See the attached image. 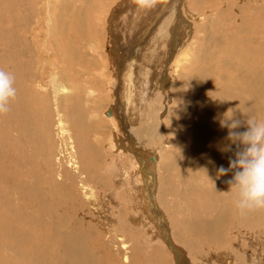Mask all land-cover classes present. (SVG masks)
Here are the masks:
<instances>
[{
    "label": "bare ground",
    "instance_id": "1",
    "mask_svg": "<svg viewBox=\"0 0 264 264\" xmlns=\"http://www.w3.org/2000/svg\"><path fill=\"white\" fill-rule=\"evenodd\" d=\"M95 1L96 0L93 2H90V0H27L26 8L28 12H30L29 19L33 18L31 23L35 22L34 24H36V27L33 26L31 28V23H28L30 20L23 19L20 25V27L23 29L22 35H17L15 29H4L5 31L0 32V42L3 44L1 48L8 47L10 50H12L16 57L23 59L25 63L23 64L19 62L17 63L18 65L15 64L17 65L16 73L19 75V81L15 86L18 87L22 83L23 85L17 88V99L12 103L9 117L15 115V118L19 121H22L25 118L23 127L20 129H23V131L26 132L17 139H14H20V141H22V156L21 158H13L10 154V151L13 147L18 145V142L11 141L12 138L5 135L3 128L0 130V150H4L3 152L1 151L2 153L0 152V155H7L6 163L0 161V264H28L26 262L27 258L25 259V254H27L26 241L29 238V235H27L28 233L26 231V225H31L36 228L38 238L37 262L30 260L32 262L31 264H108L106 259L107 255H111L114 258L119 255L118 253L113 252L116 247L115 238L119 239V231L113 237L107 239L106 235H112L114 232H112V230H108L109 228H107L105 231L104 227L98 226L99 223H103L104 225L106 224V220L104 219L105 215L103 212L97 208V205L92 207L90 210L88 208L85 209L86 203L88 202L87 194H90L91 197L93 195L94 183L92 182V178L83 174L79 169L78 173L81 174L75 175L74 173L71 175V172H75L77 170L75 167L76 164L71 161V158L60 153L62 147H68L71 145V143H73L74 133L72 126L75 130H79V132L85 128L86 137L93 135V133H91L92 126H90L91 128L87 127L88 123L99 125L94 130V132H96L98 135L100 132L98 130L103 129V127L106 126L105 123L100 124L98 121L101 115L99 110L100 108H91L94 112H97V114H95L93 111H91V109H86L84 107V102L82 99L73 100L79 92L75 82L79 79L75 75V70L72 69L71 66L72 63L74 64V59H76L77 56L81 58L82 53L85 51H78V48L75 51V49L68 44L64 49L58 46V48H56V45H54L56 40H63L65 42V35L67 36V43L70 38H72L73 34L77 35L79 32L81 39L77 38L73 40L75 42H79L78 44L83 43L84 41L81 47L82 49L84 47L86 48L85 44H88L91 50H96L97 48L99 49L101 47L100 44H102L100 36L103 35L105 39V44H102L104 46L100 48L102 51H99L98 53L100 55L103 53L101 56L104 59V63L101 64H105L106 67L101 66V64L99 65V62L93 61V59H89L85 63H93L92 66L94 70L91 69V71L94 73L90 72L89 74L96 76V81L99 83V86L102 84L103 87L101 92L106 91L111 96H114L113 103L111 105L108 104L107 108L105 107V109L101 111V113H104V118H101H103L104 122H113V124L117 125L118 127H121L119 126V120L122 121L121 123L123 124L126 134H121H123L125 137H137L136 143H138V145L140 144L139 146L142 148H144L143 146L146 144V142L149 144L153 142L160 143L158 144V147L150 146L155 148L150 152H148L147 148L142 149L141 147H138V150H141L144 153L146 152L145 154L149 160L156 162L159 151L164 149L163 142H160V137L158 138V136L161 135L163 137V123L167 122L165 121L167 120L165 119L166 114L167 111L172 107L171 105L174 101L172 93L174 84L172 85L173 80L171 78L173 77L174 80L176 78L173 74L171 77H166L168 76L166 73L167 65L169 63L175 64L174 71L177 73L174 74L177 76L179 75V80L182 83H185L187 87H190L189 90H187V95L189 98L194 93L191 91L193 87H196L195 89H197L200 86V90L204 92L203 101H201V103H203L205 106L203 109H205L204 111H207L209 119L213 120V122L210 124L208 122L207 124V116L200 109L199 114L201 115L203 125L200 130L196 129L195 127L198 132L200 131L202 138L198 147H207L210 145L212 149L209 154L205 152L206 154H203L200 157L198 156L199 159H201L202 164L208 163L210 168H207V170L203 171L197 182L191 181L192 184L190 186L193 191H197L202 196L200 197L202 203H199V207L205 205L204 198H206V192L212 193V190L210 189L214 190L215 197H213L214 195L212 196L214 202L215 198L217 200V203L215 202V206L218 205V203L220 204V198L223 195L221 193L222 189L224 190L223 196L226 199L225 201L229 202V205L227 203L228 206L224 210L225 216L223 213L220 214L218 207H213V200L210 197H207V204L216 210L217 216L213 217L214 214L212 210H207L204 208L202 222L203 224H212V228H207L206 234L203 233L202 237H205V244L209 243L211 240V242H214L218 248L220 247V250L222 248H226L223 249L225 250L223 252L224 254L221 252V260H219L220 258L218 259L221 264H230L232 261H234L233 264H264V210L252 211L242 215L236 207V197L234 190H230L231 185L229 183L225 185H219L220 178L223 179V177L226 176L228 181L232 178L233 172L221 174L219 169L221 167L228 169L230 165L229 167H226L223 164V160L226 158L228 162H230V160L235 159L237 151V142L234 141L236 138L229 137V128L226 127L225 124L233 119H239L242 122L264 121V76L261 73L258 75L256 74L257 71H262L263 69V66L261 67V63L258 60L261 59V62L264 60L259 57L260 55L262 56V54L258 52H264V41H262L264 35V28H262L264 24V1L260 4L262 6L261 9L259 4H257V6H253L254 4H249L255 0H246V4H240L239 6L237 5V8H239V13H241L239 16L235 15L236 12L233 9L235 8L234 0H227L228 2H225L226 5H223L224 3L222 1L224 0H197L196 3H193V1L192 3H189L188 0H157L155 7L148 9L144 13H141L143 8H140L137 5L136 0H110L111 2L108 7H104L105 5L99 6V4L97 5V2L95 3ZM107 1L108 0H104L102 2L105 3ZM221 3H223L222 5L225 6L224 8L222 7V9L220 8ZM201 7L208 8V10H210L215 16L217 15L219 17L216 22L217 29L211 20V14L208 18V20L211 21V24L206 21L207 19L198 22V20L202 19V16L207 17L205 15L198 16L197 11ZM189 8H191L192 11ZM31 9H33V12ZM67 11L68 13L65 14ZM181 11L183 12V15ZM117 13H119V15ZM256 13H258V17L260 19L258 21L263 23L262 25L260 24L261 26H257L256 23L258 21L256 18L254 19L255 22H253V17L257 16L255 15ZM86 14L88 15V21L93 22L94 26L91 27L89 25V29H80L79 26L82 25ZM231 14H233V16ZM189 16L190 18L192 17L197 20L194 21L192 19L194 21L193 24L196 27V30L197 27H201L199 29H203L204 37H207V40L208 38L212 39L211 42H209L210 40L208 41L211 44H209V46L207 45L210 49V54L209 51L208 54L211 58V61L209 59L197 61V59L201 57L198 55L199 51L195 48V46H198V44L195 43V39L197 40V38L194 37L195 39L193 38L192 40H189L190 37L188 36L184 38V33H192L191 29L187 30V24L190 26L191 23ZM42 17L46 18L44 23H41V19L43 21ZM140 17L142 20H138ZM1 19L5 20V17L2 16L0 20ZM67 19H69V22L73 28L75 26V29H73V32L70 33V35L68 31L64 32V29H58L60 25H65ZM135 20L138 21L135 22ZM225 20H231L232 24L225 22ZM117 22L119 23L118 29L116 28V24H118ZM45 24H47L46 29H44ZM95 24H97L99 27H96ZM40 25H42V27ZM155 25H158V27L153 28ZM147 29L149 30L146 32ZM152 29H167L170 32V36L168 33L164 34L166 36L168 35L165 42H167V44L169 43V56L166 54V52L163 53L166 48L159 51V47L156 45H149L147 49L142 47L143 44L150 41L148 36L151 38L156 36L153 35ZM205 29L215 30H213V33L211 34L207 33L210 31H206ZM260 29L263 30L260 31ZM42 30H45V33H48V35H50L49 33L51 31L54 33L56 40L53 42V46H51V43L47 50L53 49L52 56L53 60H55L54 63L59 67L64 66L62 68H65L66 74L68 73L65 77V72L62 70V68L61 70L63 72L58 70L57 72L52 73V97L50 99L47 97L45 98L44 96L48 95V93H39L36 91L39 90V88L37 89L38 86L35 84V80H29L27 84L25 82V77H23V72L26 74L25 71H20L22 70L21 68L27 69L29 66V53L33 54L34 58L38 59V57L41 55V49L44 48L43 46L49 44L50 36L45 35L44 38L40 37ZM258 30L261 32L260 36H257ZM84 31L87 32L85 33ZM216 31L218 32L215 33ZM241 31L245 33V35L243 33L244 37L242 36V33L240 34ZM58 32L60 33L59 37H57ZM81 33H83V35ZM88 35L90 38H86ZM122 37L124 38L122 39ZM246 39H249L251 43L248 42L249 40H247L246 43ZM219 40H222V42ZM128 41H131L129 42L130 44H127ZM156 41L160 42L161 40L159 38ZM197 41L199 42V40ZM204 41H206V39ZM204 41L202 40V42ZM20 44L21 46L19 48ZM97 44L100 47L97 46ZM133 44H135V48L132 51L127 49L128 51L125 50L123 52L120 50L122 48L125 49L126 45L132 46ZM107 46L109 49L105 50ZM205 47L206 46L204 45V50L206 51L207 47ZM18 48L21 49L20 52L18 51ZM152 48L155 49V51L151 52V50H153ZM61 49L62 53L65 51L64 55L66 56V61L61 62L60 65L56 56L57 54L59 55L58 51ZM3 50L5 51L7 49ZM146 50H150V53ZM7 53L8 54L5 55V67H8L9 64L7 57L10 52L7 51ZM54 53L55 55H53ZM117 54L119 55V57H117L118 61L115 60L117 67H114L113 65L110 66V62L114 63V57H116ZM236 55H238V59L235 58ZM148 60L161 64L162 71L158 72L157 69L153 68L155 69L154 72H151L148 77H144V79L141 80V84H138L137 79L139 76H141L139 74V69L141 71L143 66L140 64L145 61V63H147ZM1 61L3 60L1 59ZM82 61L85 62V59ZM14 62L16 63V61ZM153 62H151V64H153ZM257 62L259 63L258 65L255 64ZM85 64L83 66L81 65L83 69L87 68ZM68 65L69 69L67 70L66 67H68ZM211 65H213L215 68V73L213 70H210L212 76L207 71ZM198 68L201 69L200 75H196L195 72V70ZM0 69H3L1 64ZM79 70L82 69L77 67V71ZM159 70H161V68ZM263 72L264 71H262V73ZM33 73L32 75H34ZM159 74L165 77L167 80L164 81V78V80L161 81L162 83L159 86L158 92L155 89V86H158L159 83L155 82V80H160L161 77L159 78ZM29 75L31 77V74ZM29 75L27 76L29 77ZM214 75L219 76V83H215L213 81L212 78ZM252 76H256V78L252 79ZM28 77L26 78L28 79ZM65 78L67 79L65 80ZM164 83H167V92L166 90H163V92L161 90V87L164 85ZM138 88H140V92L138 91ZM178 93L180 95L182 94L181 91ZM23 94H28L26 98H28L29 95L36 96V98L32 97L36 100H32L36 101L38 108L37 111H31L27 109V100ZM209 94H214L217 96V99L215 100L216 104ZM62 95L68 97V100H72V104L70 107H68L66 113L63 112L59 101V98ZM140 95L142 96L140 97ZM44 98L45 103H43ZM79 100L81 101V104L79 103ZM139 100H142V103L139 107L136 105L135 110L138 111L139 118L137 120L140 125L138 122L132 125L129 123L130 120H127V118L131 119V116H127V112L129 109L130 112H133L132 108L134 104H140ZM160 101H163L161 106L163 104L165 108L159 110L160 106L158 107V104H160ZM151 105L152 107H157L156 110L159 111L156 112L155 109H151ZM179 105L180 104L177 102L176 107H172V110L176 112L177 109L182 105L189 110L192 109L185 103L183 104V102L180 107ZM120 109L122 112L126 111V120L119 116V113L121 112ZM180 109L184 112L183 108ZM208 110H210L214 116L210 111L208 112ZM4 118L8 119V116L4 115ZM205 124H207L206 128L203 127ZM188 129L190 132L195 133V129ZM36 130H39L40 132ZM244 130V127L239 129V131ZM104 131L108 132L105 127ZM36 133H39L40 141L42 142L43 147H47L49 150L54 149V151L57 152L53 153L50 157H42L40 165H38L34 159L40 154L42 155L40 146L35 148V146L38 145L34 137ZM116 135L117 139H115L116 137H109V146H107L108 149L106 148V151L109 154H114L112 159L110 156V160L113 165L118 167L121 166L123 168H125L126 165H129L128 169H130L132 172V178L130 181H128V183L129 185L132 181L134 183L132 186L130 185L131 187L129 186L133 190V202L138 201L140 209H142L145 214L144 218H141V216H143L142 213H140V215L138 214L139 217H135V220L140 224L142 219L144 223L146 222L148 225H150L149 217L152 215L150 214L148 207L150 203V195L147 194V185L141 178L142 169H139L141 160L138 154L134 152L135 156L140 162L139 165H137V163H135L134 156L130 153L126 154V151L119 147V136L118 134ZM23 138L26 139L22 140ZM81 143L85 149L89 150L93 154L100 151L92 139L84 138L83 135L81 136ZM216 148H219L222 153H214L212 150ZM203 149L205 150V148ZM54 156L55 158H53ZM74 158L77 159V156L74 155ZM195 160H197V158ZM149 165L152 166V162H150ZM153 165L156 164L154 163ZM206 165H204L205 168L207 167ZM202 167L198 166L199 170ZM151 172L153 173V171ZM128 173L130 172L128 171ZM207 175H209L208 177L210 179H214L212 184H209V179L205 177ZM73 183L75 184L74 187ZM143 183L146 186H143ZM155 183L156 182H154V184ZM168 186H170V184H168ZM220 188H222L221 192ZM170 189V187L167 188L166 186L161 187V201L164 206L161 205L163 208H158L164 223H161V226L156 225L155 228L149 227L150 233H148V238L145 239V244L148 247H151V249L154 251H158L160 248L156 249L153 246L156 245V242L163 243V241H161V239H163L162 232L164 233L163 227L165 228V233H167V229L168 231L172 230L171 235L168 234V245L171 247L173 244L177 248V251L179 250L178 253L176 251L174 254L172 252V254L170 253L171 259L173 260L174 258L175 260L174 264H193L188 256L189 251L187 249L189 248L186 247L187 245H185L184 242L180 241L179 238H176L175 236L172 239V235L177 231L174 230V220L172 218V214L168 211L169 208L167 207V203L171 200V198L169 200L168 196L165 197L166 193H173L170 191ZM191 189H189L190 192L192 191ZM76 190L79 191L78 193H80L81 196L76 194ZM186 193L189 194L188 192ZM60 194H63L64 196H61ZM151 194L153 195V193ZM76 196L80 198L81 202H75V199H78ZM173 202L170 201L169 203L171 204ZM197 203L198 202L196 201L194 204ZM132 205L134 207V203ZM199 210L198 216L201 217L202 209ZM132 218V220H134L133 216ZM91 219L95 220L96 227L95 229L89 231L87 222ZM167 219L168 223H170V226L166 222ZM198 220L200 221L201 218H198ZM198 220H196V224L194 225H196V228L199 230L200 228L198 226L200 224H198ZM241 221L244 226L241 225L242 223L240 224ZM107 224L113 227V219L108 220ZM161 227L162 232L160 229ZM183 229L185 230V228ZM255 234L263 235V237H257L256 239L254 237ZM199 237L201 238V236ZM85 238L86 244L84 242ZM231 243H235L236 248L233 246L234 248L232 249ZM162 246L166 248L167 245L165 246L163 244L161 247ZM227 248H230L231 250ZM248 248H251V252ZM166 249L168 250V247ZM49 250H51V256L55 259L54 263L51 257H44L45 253ZM137 250L139 251L138 248ZM241 251H244V254L241 253ZM94 256H99L100 260L95 259ZM226 256H230L229 259ZM193 258L195 257L193 256ZM205 261L206 264H211L210 262H212L211 259ZM124 262V259H120L118 264H124ZM131 264H133V262Z\"/></svg>",
    "mask_w": 264,
    "mask_h": 264
},
{
    "label": "rangeland",
    "instance_id": "2",
    "mask_svg": "<svg viewBox=\"0 0 264 264\" xmlns=\"http://www.w3.org/2000/svg\"><path fill=\"white\" fill-rule=\"evenodd\" d=\"M26 1L27 0H18V1L17 0H4V2H3V0H0V18L3 16V17H5V20H6V21L2 20V19L0 20V32L1 31H5L7 29L8 30L9 29H15L17 35H22L23 29H22V27H20V25L22 23V20L23 19L30 20L28 23H31V20L33 19V18L29 19L30 18V16H29L30 12H28V10L26 8V6H27V2ZM93 1L94 0H90V2H93ZM102 1H104V0H99V1L96 0L95 3L97 2L96 4L97 5L99 4V6L100 5H105L104 7H108L110 2H111L110 0H108L105 3H103ZM188 1H189V3H192V1H193V3L197 2V0H188ZM245 1L246 0H236V1L234 0L235 8H233V9L236 12L235 13L236 16L237 15L239 16V14H241V13H239V8H237V7L240 4H246ZM255 1H252L249 4H252V5L254 4L253 6H257V4H259L260 9H261L262 6L260 4L264 0H262V1L259 0V1H256V2ZM222 2L224 4L221 3V6H220L221 9H222V7L223 8L225 7L223 5H226V3L228 1L224 0ZM189 7H190V4H189ZM189 9L192 11L191 8H189ZM200 9L203 10V11H201ZM200 9H198V11H197L198 16L199 15H205L207 17L202 16V19L198 20V22H201L202 20H204V19L206 20L207 19L206 21L211 24V21L208 20V18L210 17V14H211V20H212L215 28L217 29L216 22L219 19V17L217 15L215 16L210 10H208V8L201 7ZM31 10L33 12V9H31ZM108 10H109V8H108ZM147 10L148 9H143V10H141V13H144ZM67 13H68V11L65 14H67ZM181 13L183 15L182 11H181ZM117 14L119 15V13H117ZM233 14H231V15L233 16ZM255 15H257V16H255ZM255 15H254L255 17H253V22H255V20H254L255 18L257 19V21L260 20L259 17H258V13H256ZM42 18H43V21L41 19V23H44L46 18H44V17H42ZM192 19L194 21H197V20H195L192 17L190 18V16H189V20L191 21V23H190V26L187 24V26H188L187 30L191 29L192 33L190 34V32H186V33H184L185 36H184V34H183V36H184V38H186V36L190 37L189 40H192L194 37L197 38V40H199V42H198L194 38L195 39V43L198 44V46H195V48H196V50H198L200 52V54L198 52V55L202 57V58L201 57L198 58L197 61L198 60H202V59H209L211 61V58L209 57L210 49H209L208 46H209V44H211L209 42H211L212 39L208 38V40H207V37H204L203 29H199L201 27H197V30H196V27L193 24L194 21ZM75 20H76V18H75ZM138 20H142V18L140 17V18H138ZM138 20H135V22H137ZM231 20L230 21L225 20V22H228L229 24H232ZM143 21H144V19H143ZM34 23L35 22H32L30 24L31 28L36 25ZM93 24H94L93 22L88 21V15L86 14L85 18L83 19L82 25L79 26V27H80V29H89V25L91 27H93L94 26ZM256 24H257V26H261L263 23L258 21ZM158 25H155L153 28L158 27ZM40 26L42 27V25H40ZM46 26H47V24L44 25V29H46ZM95 26L99 27V26H97V24H95ZM116 28L117 29L119 28V23L116 24ZM262 28H264V24H263ZM58 29H64L65 30L64 32L68 31L69 35H70V33L73 32V29H75V26L73 28V26H71V23L69 22V19H67L65 25L64 26L60 25V27ZM148 30L149 29H147L146 32ZM205 30L208 31L209 29H205ZM213 30H215V29H210L209 30L210 32H207V33H211L212 34ZM262 30L263 29H260V31H262ZM162 31H164V32H162ZM198 31H201V32H198ZM218 31H216L215 33H217ZM253 31H254V29H253ZM260 31L258 30L257 36H260V34H261ZM45 32H46L45 30H42V32L40 33V37L44 38L45 35L50 36L49 37V44H46V46H43L44 48L41 49V51H40L41 55L38 57V59L34 58L33 54L29 53V60H30L29 61L30 63L28 62V64H29L28 68L29 69L28 68L27 69L26 68L25 69L21 68L22 70H20V71H22V72L25 71L26 74H24V72H23V77H25V80H26L25 82L27 84H28L29 80L30 81L31 80H35L36 81L35 84H37V86H38L37 89L39 88V90H36V91L39 92V93L40 92L41 93H48V95H44V96H45V98L47 97V98L50 99L52 97V89H51L52 88L51 87L52 73L57 72L58 70H61V68L64 67V66H62V67L56 66V64L54 63L55 60H53V56H52V53H53L52 50L53 49L47 50L49 48L50 44L52 43L51 46H53V42L56 40L55 36H54V33L51 31L49 33L50 35H48V33H45ZM84 32L86 33L87 31H84ZM152 33H153V35H156V36H153L152 38L150 36H148L150 41L148 43L143 44L142 47L144 49H147L149 47V45L150 46L151 45L152 46L156 45L157 47H159V51H161L164 48H166L163 53L166 52V54H168V56H169V53H168V52H170L169 51V43L167 44V42H165V41L167 39V36L168 35L170 36V32L167 29H163V30L162 29H157V30L156 29L155 30L152 29ZM161 33H162V36H161ZM167 33H168L167 36L164 35V34H167ZM241 33H242V36H243L244 32L241 31L240 34ZM59 34L60 33L58 32L57 33V37H59ZM81 34L83 35V33H81ZM244 35H245V33H244ZM100 37H101L102 44H103L105 42L104 36L102 35ZM77 38L81 39L80 32H79V34L77 33V35L73 34L72 38H70V40L67 43H66L67 36L65 35V38H64L65 42L63 40H61V41L56 40L54 42V45H56V48L61 47L62 49H64L65 46H67V44H68V45L72 46L75 49V51L78 48V51H82V52L85 51L86 52V55H85V52L84 53L81 52L82 53L81 58H79L77 56L76 59H74L75 61L73 60L74 64L72 63V66H71V68L75 70V75L79 79V80L75 81L76 82V86L79 89V92L77 93V96L73 100L82 99V101L84 102V107L86 109H91V108L94 109L95 107L100 108L99 110H100V114L101 115H100L98 121L100 122V124L105 123V125L107 127L106 126H104V127L106 128V130L108 132H105L104 131V127H103V129L98 130V131H100L99 135H98L96 132H94V130L99 125L88 123L87 127L91 128L90 126H92V132L91 133H93V135L86 137L85 136V128H83V130L81 132H79V130H75L74 127L72 126V128H73L72 130H73V133H74L73 134V143H71V145L68 146V147H62L61 150H60V153H62L66 157L71 158V161H73V163L76 164L75 167H76L77 170L75 172H71L70 173L71 175H73L74 173H75V175L76 174H81V173H78V169H79L83 174H85V175H87V176L92 178V182L94 183L93 195L91 197L90 194H87L88 202L86 203L85 209L88 208L90 210V209H92V207L97 205V208H99L103 212V214L105 215L104 219L106 220V224L104 225L103 223H99L98 226L99 227H104L105 231H106L107 228H109L108 230H110V231L112 230V232H114L112 235L111 234L106 235L107 239L113 237L119 231V239L115 238V243H116L115 246L116 247H115V249L113 251L114 253H118L119 255L116 258H114L111 255H107V257H106L107 263L108 264H116V263L118 264L120 259H124L125 260L124 264H131L132 262H133V264H174L175 260H174V258H173V260L171 259L170 253L172 252L174 254L175 251L178 253L179 250L177 251V248L173 244L172 245L175 248L172 245H171V247H170V245H168L169 244V236H168V234L171 235L172 230L168 231V229H167V233H165V228L163 227V229H164V233H163L162 232V227L160 228L161 232H162V238L164 239V240L161 239V241H163V243L156 242L155 243L156 245L153 246L156 249L160 248V249H158V251H154L153 249H151V247H148L145 244V242H146L145 239L148 238V236H149L148 233H150L149 227L155 228L156 225L157 226H161V223H164V221H163V219L161 217L162 215H160L161 213H160L159 208L160 207L163 208L161 206V205H163L162 201H161V199H162L161 198V187L162 186H164V187L166 186L167 188L170 187L171 188L170 191L173 192L171 194H167V193L165 194V197L168 196L169 200L171 198V200H170L171 202L174 201L171 204L169 203L170 201H168V203H167V207L169 208L168 211L172 214V218L174 220V225H173L174 230L177 231V232H175L172 235V239L175 236L176 238H179L180 241L184 242L185 245H187L186 247H188L191 250V252H192L191 253L190 250L187 249L189 251V254H188L189 259H190V261L193 262V264H202V263L206 264L205 260H210V259L212 260V262H210L211 264H217L218 262H219L218 264H221L220 261H218V259L222 256L221 252L223 253L225 251L223 249H226V248H222L220 250L219 249L220 247L218 248L214 242H211V240L210 241L208 240L209 243L205 244V242H204L205 241L204 240L205 237H202L203 233L206 234L207 228H210V229L212 228V224L208 225V224H203V222H202V214L204 213V208L207 209V210L208 209L212 210V212L214 214L213 217L217 216L216 215V210L214 208L210 207L207 204V202H206L207 201V197H210L213 200V203H214L213 207L215 206V202L217 203V200L215 198V202H214V199H213V197H215L214 190L210 189V190H212V193H209V192L207 193L206 192V198H204L205 205L199 207V203H202L201 202V198H200L202 196L197 191H193V189H191V186H190L192 184L191 181H196L197 182V180L199 179V177L203 173V171L207 170V168H210L208 163H203L204 165L207 164L206 165L207 167L205 168V166L202 164L201 159H199V157L201 155H203V154H206V153L209 154L211 152L212 147H210V145L207 146V147H205V146H201V147L199 146L198 147V145H200V142H201L202 138H201L200 131L198 132L196 130V129L200 130V128L203 125L202 124L203 122H202V119H201V115L199 114L200 109L207 116L208 121L206 123L208 124V122H209V124H210V123L213 122V120L209 119V115H208L207 111H204L205 109H203V107H205V106L203 105V103H201V101H203L204 92L200 90V86L197 89H195L196 87H193V89L191 91H193L194 93L189 98L188 95H187V90H189L190 87H187L185 83H182L179 80V75L177 76V75L174 74V73H177V72L174 71L175 64H173V63L172 64L169 63L168 65L166 64L167 65L166 73L168 75L166 77H171V75L173 74L175 76V78H176L175 80H174L173 77L171 78L173 80V81L171 80L173 82L172 85L174 84L173 85V92H172L173 93V97H174V101H173L171 106L173 108H175L177 102L180 105H182V102H183V104L185 103L188 107H190L192 109L189 110V109L183 107V105L181 107L179 105L180 108L184 109V112L180 108H178L177 111L174 112L172 110L173 109L172 107L167 111L166 118H165V119H167V120H165L167 122L166 123L164 122L165 124L163 123V128L164 129H162L163 137L161 135L158 136V138L160 137L159 138L160 142L161 143L163 142L164 149L160 150L162 152L159 151V153H161V154L158 153V159H157L156 162H154L152 160H149L147 158L146 154H145L146 152L144 153L141 150H138L139 149L138 147H141V146H139L140 144L138 145V143H136L137 142V137H135V136H133V137L126 136L127 137L126 138L123 134H121V133H125L123 124L121 123L122 121L119 120V126H121V127H118L117 125H114L113 122L112 123L109 122V121H105L104 122V120H103L104 113H101V111H103L105 109V107L107 108L108 104L111 105L113 103L114 96H111L106 91L101 92V89L103 87L102 84H101V86H99V83L96 81V76L95 75L92 76L91 74H89L90 72H93V71H91V69L94 70V68L92 66L93 63L89 62L88 63L89 66H88V64H85V63L89 59L90 60L93 59V61L99 62L98 63L99 65L101 63H104L103 62L104 59L101 56V55H103V53L101 55L98 53L99 51H102L100 48H102V46H104V45L100 44L101 45V47H100L97 44V46H99L100 48L99 49L97 48L96 50H91L90 46L88 44H85L86 48L84 47L82 49L81 47H82L84 41H83V43L78 44L79 42H77V41L75 42L73 40V39H77ZM86 38H90V36L88 35V37L86 36ZM123 38L124 37H122V39ZM159 38H160L161 41L157 42L156 40L159 39ZM205 39H206V41H204ZM263 39H264V35H263ZM263 39H262V41H264ZM202 40L204 42H202ZM247 40H249V39L245 40L246 43H247ZM162 41H163V43H162ZM219 41L222 42V40H219ZM125 42H126V40H125ZM129 42H131V41H128L127 44H130ZM205 42H206V44H205ZM248 42L251 43L250 40ZM2 45L3 44L0 42V50H1V52H0V56H1L0 57V64H1V67L4 69V71L12 73V74L15 75V85H16V83L19 81V75L16 73V70H17L16 68H17V65H18L17 63L20 62V63L25 64L24 60L19 58V57H16L14 55V53L12 52V50H10L8 47L7 48H1ZM204 45L207 47V50H206L207 52L204 50ZM20 46H21V44L19 45V48H20ZM134 46H135V44H133L132 46H127L126 45L125 49L122 48L120 50L123 51V52L125 50H127V49L132 51L135 48ZM19 48H18V51L20 52L21 49H19ZM3 49H7V50L4 51ZM62 49L60 51H58L59 55L57 54V56H56L58 58V61H59L60 65H61V62L66 61L65 60L66 56L64 55L65 51L62 53L61 52ZM107 49H109L108 46L106 47L105 50H107ZM7 51L10 52V54L7 57V60H8L9 64H8V67H5L4 62L6 60L5 59V55L8 54ZM146 51H148L150 53V50H146ZM153 51H155V49L151 50V52H153ZM208 51H209V54H208ZM258 52L260 54H262V56L259 54L260 55L259 57L264 59V57H263L264 56V52L263 51H258ZM60 53H62V54H60ZM202 53H203V56H202ZM257 53H255V54H257ZM53 55H55V53ZM30 56H32V57H30ZM117 57H119L118 54H117L116 57H114V63H115V60H117ZM257 57H258V55H257ZM259 57H258V59H259ZM33 58H34V60H33ZM235 58L238 59V55H236ZM1 59L3 61H1ZM83 59H85V62L82 61ZM14 61H16V63ZM258 61H260L261 67L263 66L262 67L263 68L262 71H264V60H263V62H261V59H259ZM145 62L140 64L141 66L142 65L143 66H142L141 71L139 69V72H140L139 74L141 76H139L140 80H139V77L137 79L138 84H141V80L144 79V77H148L151 74V72L152 73L154 72L155 69H157L158 72L162 71V65L161 64L153 62V61H150V60H148L147 63H145ZM151 62H153V64H151ZM111 63L112 62H110V66L113 65L114 67H117L116 63L115 64L114 63L111 64ZM15 64H17V65H15ZM84 64H85V66H87L86 69H83V67H82ZM255 64L258 65L259 63L257 62ZM64 65H65V62H64ZM101 66L104 67L105 64H101ZM201 66H203V65H201ZM77 67L79 69H82V70L77 71ZM66 68L68 70L69 69V65ZM153 68H155V69H153ZM160 68H161V70H159ZM143 69H145V70H143ZM62 70H64V72L66 71L65 68H62ZM62 70H61V72H63ZM103 70H104V68H103ZM210 70H213V72L215 73V68H214L213 65H211V67L207 69L209 74L212 76ZM200 71H201V69H199V68L197 70H195L196 75H198V74L200 75ZM262 71H257L256 74L258 75L259 73H261L264 76V72L262 73ZM32 73L34 75H36V76L32 75ZM102 73H103V71H102ZM29 74H31V77H30ZM67 74L65 72V74H64L65 77L67 76ZM27 75H29V77ZM256 76H252L251 78L255 79ZM26 77H28V79ZM159 78H160L159 81L155 80V82L159 83L158 86H155V89L158 92H159V86L162 83L161 81L164 80L165 77L160 75ZM66 79L67 78H65V80ZM212 79H213V81L215 83H219V76L218 75L217 76L214 75ZM166 80L167 79L165 78L164 81H166ZM177 82H179V83H177ZM22 85H23V83L20 86H22ZM20 86H18V87H20ZM174 86L177 87V88H175ZM18 87H16V88H18ZM161 90H162V92H163V90H166V92H167V90H168L167 83H164V85L161 87ZM138 91L140 92V88H138ZM180 91L182 93L181 95L178 93ZM23 95H25L24 97L26 98L28 94H23ZM141 96L142 95H140V97ZM209 96L213 99V101L215 103V100L217 99V96H215L214 94H209ZM32 97L36 98L35 95H32V96L29 95L28 98H26V100H27V106L26 107H27V109H29L31 111L32 110L33 111H37L38 108H37L36 101H35L36 99L32 98ZM45 98H44L43 103H45ZM32 99H35V100H32ZM59 101H60V105H61V108H62L63 112L66 113L68 107H70V105L72 104V100H68V97H65V96L62 95V96H60ZM139 101H140V104H134V106L132 108L133 112H130V109L127 112V116L128 115H129V117L131 116V119L127 118V120H130L129 123H131L132 125H134V124H136L138 122L137 119L139 118V115H138V111H136L135 109H136V105H138V107L141 105L142 100H139ZM162 102L160 101V104H158V107L160 106L159 110L162 109V108L163 109L165 108V106H163V104L161 106ZM79 103L81 104L80 100H79ZM150 108L151 109H155L156 112L159 111V110H156L157 107H154V106L152 107V105H151ZM92 109H91V111H93ZM145 110H146V108H145ZM120 111H121V109H120ZM209 111L210 110H208V112ZM93 113L97 114V112H94V111H93ZM6 115L8 116V119H5L4 115L0 116V130H1V128H3V131H4L5 135L10 136L12 138L11 141H17L18 142V145L11 149L10 154L12 155L13 158H21V156H22V141H20V139L19 140H14V139H17L19 136H22L23 134L26 133L25 131H23V129H20L21 127H23V123L25 121V118L22 121H19V120H17L15 118V115L11 116V117H9V113L6 114ZM140 115H142V114H140ZM119 116L123 117V119L126 120V111H123V112L121 111L119 113ZM213 116H214V114H213ZM101 117H103V118H101ZM138 124H139V122H138ZM207 124H205L203 127L206 128ZM195 127H196V129H195ZM188 128L195 129V131H194L195 133L190 132ZM36 131H39V130H36ZM103 131H104V133H103ZM116 134H118V136H119V141H118L119 147L122 150L126 151L125 152L126 154L130 153L131 155H133L135 163H137V165H139V163L141 161L140 162L138 161V159L135 156L134 152L136 154H138V155L142 154L145 161L148 159L145 162L146 164H144L143 161L140 163V168L139 169L140 170L142 169L141 170V178L145 181V182L144 181L143 182L147 186L144 183L142 185L146 186L147 191H148L147 194L150 195L149 196V199H150L149 202L150 203L148 205L149 210H150V214H152L151 217H149L150 218V225H148L146 222H145L146 223V225H145V223H144V221L142 219H141L142 222H140V224H139L138 221L136 222V220H135V217L136 218L139 217L140 213H142V215H143V216H141V218L142 217L144 218L145 214H144L143 210L140 209V205L138 204L139 202L138 201L137 202H133L134 201V197L132 195L133 190L130 187L134 183L132 181L131 182L132 184L130 183L131 186L128 183V181H130L131 178H132V172H131L130 169H128L129 165H126L125 168H123L121 166L118 167V166L113 165L111 163L110 156H111V159H112V157H114V154H111V153L109 154L106 151L107 146H109V144H108L109 143V137H112V138L116 137L115 139H117V135ZM82 135L84 136V138L92 139L93 142L96 143L97 148H99L100 151H98L95 154H93L89 150L85 149L82 146V143H81V136ZM113 135H114V137H113ZM34 137H35L36 143L38 144V145L35 146V148L40 146L41 151H42V155L40 154L39 156L34 158L36 163L38 165H40L42 157H50L53 153H57V152L54 151V149H50L49 150L47 147H43L42 142L40 141L39 133H36ZM122 137H123V139H122ZM25 139L26 138H23L22 140H25ZM124 139H125V141H124ZM153 144H156V145H153ZM158 144H160V143H154L153 142V143L149 144V143L146 142V144H144L143 147L145 149L147 148L148 152H150V151L155 149V148H152V147H155V146L158 147ZM150 146H152V147H150ZM202 147L205 148V150ZM144 148H142V149H144ZM197 148H202V149H197ZM202 150H203V153H202ZM1 151L2 150H0V152ZM200 151H201V153H200ZM212 151L214 153H222L219 148H216V149H214ZM111 152H113V151H111ZM5 153H6V151H5ZM74 155L77 156V159L74 158ZM6 156L7 155H4V154L0 155V157H1L0 161L6 163L7 162L6 161ZM53 158H55V156ZM196 158H197L198 161L195 160ZM226 160H227L226 158L223 160V164L226 167H229L230 162H228V160L227 161ZM150 162H152V166L149 165ZM198 162H200V163H198ZM154 163L156 165H153ZM166 163H167V165H166ZM168 165H170V166H168ZM167 166H168V168H167ZM198 166L199 167L204 166V167H202L199 170ZM126 167H127V170H126ZM166 168L169 169V170H167ZM128 171L130 173H128ZM142 171H144V172H142ZM151 171H153V173ZM142 173H143V177H142ZM155 173H156V175H155ZM208 176L209 175H207L205 177H207L209 179V182H210L209 184H212L214 182V179H210ZM0 177H1V175H0ZM81 179H82V177H81ZM167 179H168V184H170V186H168V184H167ZM150 180H152V181H150ZM169 180H170V182H169ZM227 181H228V178L226 176H224L223 179L220 178L219 185H222V184L225 185V184H227ZM154 182H156V183L154 184ZM74 186H75V184L73 183V187ZM187 187H189V188H187ZM151 188H153V189H151ZM179 189H180V191H179ZM181 189H183V190H181ZM189 189H191L192 191L190 192ZM221 189L222 188H220V192H221ZM76 191H77L76 194L78 196H81L80 193H78L79 191L78 190H76ZM185 191L188 192L189 194H187ZM223 191L224 190L222 189L221 193L224 195ZM177 192H179V193H177ZM194 192L195 193L197 192V193L195 194ZM151 193H153V195ZM174 194H175V196H174ZM60 195L64 196L63 194H60ZM223 195L220 198V204L218 203V205H216L215 207L219 208L220 214L223 213L225 215L224 210L229 205V202L225 201L226 199H225V197ZM78 196H76V197L78 198ZM165 200H166V198H165ZM175 201H176V203H175ZM193 201H194V203H196V201L198 203L194 204ZM75 202L76 203L77 202H81L80 198L75 199ZM133 203H134V207L132 205ZM156 203H157V206H156ZM227 203H228V205H227ZM203 204H204V202H203ZM152 207H153V209H152ZM199 209H202L201 217L198 216V211H200ZM140 210H142V211H140ZM154 213H156V214H154ZM131 215L134 217L135 221L132 220L133 218H132ZM108 217H110V218H108ZM166 218H167V216H166ZM198 218H201V220L199 221ZM107 219L108 220L113 219V223H114L113 227L109 226L107 224V222H108ZM196 220H198L197 222H198V224H200L198 226L200 228L199 230L196 228V225H194V224H196ZM242 221L240 222V224L242 223ZM166 222L168 223V219L166 220ZM95 225H96L95 220H92V219L88 220L87 226L89 227V231H91L92 229H95V227H96ZM116 225H117V227H116ZM168 225L170 226V223H168ZM241 225L244 226L243 223ZM185 226H187V227H185ZM203 226H205L206 228L203 227ZM183 228H185V230ZM203 230H205V231H203ZM26 231L28 233L27 235H29V238L26 241V243H27V254H25V259L27 258L26 262L28 264H31L32 262L30 260H32L33 262H37V242H38V238H37L36 228L34 226L26 225ZM207 235H209V234H207ZM199 236H201L202 239ZM254 237L257 239V237L260 238V237H263V235L255 234ZM84 242L86 244V238L84 239ZM160 244L161 245L164 244L165 246L167 245L166 248L168 247L169 251L166 248H164L163 246L161 247ZM231 246H232V249L234 247L236 248L235 243H233ZM136 247L139 249V251L137 250ZM227 249L231 250L230 248H227ZM248 249L251 252V248H248ZM51 250L47 251L45 253L44 257H51V259L53 260V263H54L55 259L51 256ZM217 251H219V252H217ZM153 252H156V253H153ZM241 253L244 254V251L243 252L241 251ZM193 256L195 258H193ZM226 257H228V259H229L230 256H226ZM94 258L97 259V260L98 259L100 260L99 256H94ZM219 260H221V258ZM233 262L234 261H232L230 264H233Z\"/></svg>",
    "mask_w": 264,
    "mask_h": 264
},
{
    "label": "clouds",
    "instance_id": "3",
    "mask_svg": "<svg viewBox=\"0 0 264 264\" xmlns=\"http://www.w3.org/2000/svg\"><path fill=\"white\" fill-rule=\"evenodd\" d=\"M157 0H136L143 9L155 7ZM15 75L0 69V116L11 111L12 103L17 99ZM229 128V137L236 139V158L230 160V167H221L219 172H233L227 181L234 190L236 207L242 215L264 210V121L242 122L233 119L225 124ZM244 127V131H239ZM230 150V149H229Z\"/></svg>",
    "mask_w": 264,
    "mask_h": 264
},
{
    "label": "water",
    "instance_id": "4",
    "mask_svg": "<svg viewBox=\"0 0 264 264\" xmlns=\"http://www.w3.org/2000/svg\"><path fill=\"white\" fill-rule=\"evenodd\" d=\"M138 156H139V158H140L141 162L143 161V163H144V164H146V163H145L146 161L144 160V157H143V155H142V154H139Z\"/></svg>",
    "mask_w": 264,
    "mask_h": 264
}]
</instances>
